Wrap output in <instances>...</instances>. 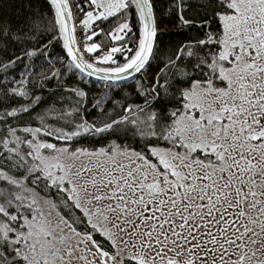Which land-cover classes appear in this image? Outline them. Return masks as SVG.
Returning <instances> with one entry per match:
<instances>
[{
    "label": "snow or ice",
    "instance_id": "obj_1",
    "mask_svg": "<svg viewBox=\"0 0 264 264\" xmlns=\"http://www.w3.org/2000/svg\"><path fill=\"white\" fill-rule=\"evenodd\" d=\"M48 3L57 34L25 56L62 40L80 77L105 82L163 56L152 0H77L84 39L93 41L83 51L104 53L91 62L76 47L69 0ZM175 3L202 38L161 60L141 104L117 113L97 99L89 111L78 85L47 101L24 87L4 91L27 102L0 104V264H264V0H205L199 19L185 18V0ZM132 17L135 40L106 51L94 42L125 41ZM110 20L117 23L105 31ZM29 39L0 24L5 55ZM22 59L0 58V72ZM89 138L108 142L85 147Z\"/></svg>",
    "mask_w": 264,
    "mask_h": 264
},
{
    "label": "trees",
    "instance_id": "obj_2",
    "mask_svg": "<svg viewBox=\"0 0 264 264\" xmlns=\"http://www.w3.org/2000/svg\"><path fill=\"white\" fill-rule=\"evenodd\" d=\"M168 2V3H166ZM205 1L200 0H185L187 7L184 9V16L186 19H199L203 16V10L198 7V5L203 4ZM153 4L156 5L157 8V21L159 27L163 30L159 32L157 38V44L160 48V51L163 53V56L157 55L156 58L152 59L150 62V66L146 67L144 70L145 76L148 82H144L142 78L138 75L134 76L130 80L123 82L112 84L110 82H105V87L103 88V92L111 93L110 97H106L103 95L101 97V92L98 93L100 88V83L97 81H93L86 77H80L74 67L68 66V59L66 50L62 46V40L53 41L50 47L47 48V54L38 53L36 56L28 57L25 56L29 50L36 48L38 40L43 37L44 42L46 43L48 40H51L54 35H56V31H54L51 27V6L48 3V0H0V24L10 26L12 31L15 32L17 29L23 28L31 37H36V39H29L26 43H20L15 46L9 44L8 50L5 53L2 51L4 45L0 44V58L8 59L15 58L17 56L23 57L21 61H19L14 68H10L8 72H0V89L3 92L0 94V101H5L4 103H9L10 101H16L18 98H9L5 99L3 93L5 90L13 87L10 85L12 81L20 79L22 75L30 74L31 78L27 81L26 91L31 93H36L37 95H41L44 100H48L52 93H57V96L62 91L57 88L58 82L56 80L50 82L44 87H41L40 79H36V74L43 68L53 67L55 63L62 64L63 75L60 77L59 83L62 81H66L69 86H79L87 93V103L89 111H91L90 105L95 102L97 99H101V107H107L109 111L120 112L121 105L129 104V103H138L141 104L143 101V97L140 95V88H146V86L150 85L152 79L155 77L157 71H159L160 67H163L161 60L166 59L168 55H171L180 45H182L185 41L190 40L191 35L195 34L198 36L200 33L195 27L185 26L181 23V21L177 20V14L179 13V8L176 5L174 0H153ZM167 5V6H165ZM166 7V9H165ZM166 12V13H165ZM130 25L133 29L132 33H129L125 38V41L120 42H112L106 36H97L94 38V42L103 43L105 45V49L111 46H119L121 43H126L132 40H135L134 33H137L138 29V21L135 17H132L129 21ZM96 23H101L97 21ZM117 21L110 20L108 22H103L102 27L105 31L115 27ZM181 25H179V24ZM39 25L38 28L33 27L34 25ZM165 27V28H164ZM213 30L216 28L215 23L212 25ZM138 34V33H137ZM93 42V41H89ZM129 46H134L129 44ZM117 62L123 63V58L120 54H116ZM138 86V88H136ZM139 90V92H138ZM98 95V96H97ZM26 99V98H25ZM108 101H112V103H108ZM26 100L20 101V103H26ZM14 107H19L20 104L15 103ZM49 105H51V101H49ZM158 106L161 107H171L172 105L165 103L160 105L158 102ZM42 108H38L37 111H42ZM94 115L99 116V110L93 112L91 116L88 118L91 119ZM24 119L27 120L28 117L25 114ZM108 141H100L97 143L95 140L89 138L85 139L82 143L85 147H97L101 146L103 143H107ZM99 239V237H97Z\"/></svg>",
    "mask_w": 264,
    "mask_h": 264
},
{
    "label": "rangeland",
    "instance_id": "obj_3",
    "mask_svg": "<svg viewBox=\"0 0 264 264\" xmlns=\"http://www.w3.org/2000/svg\"><path fill=\"white\" fill-rule=\"evenodd\" d=\"M162 1V0H161ZM167 1H169V0H167ZM175 1V0H174ZM200 1H205V0H200ZM69 2H70V4H71V6H72V3H71V0H69ZM166 3H168V2H166ZM165 6H167V5H165ZM165 9H166V7H165ZM167 10V9H166ZM72 12H73V10H72ZM166 13V12H165ZM177 20L178 21H180V19H179V13L177 14ZM179 24V23H178ZM180 25V24H179ZM181 26V25H180ZM165 28V27H164ZM196 38H202V34H199L198 36H196L195 34H193V36L191 35V38H190V40H193V39H196ZM190 40H187V41H190ZM187 41H185V42H187ZM184 42V43H185ZM183 43V44H184ZM67 54V53H66ZM85 58V61H89V62H91L92 61V59L93 58H90L89 56L87 57V56H85L84 57ZM67 59H68V66L70 65L71 67H73L72 65H71V61H70V59L67 57ZM98 67H102V68H109V67H115L116 65L115 64H107V65H105V64H100V65H97ZM62 64H56L55 63V65L53 66V67H49V69L48 68H45L44 70H43V68L36 74V79H40V86L41 87H45L49 82H50V80H44L43 79V77L45 76V75H50L52 72H60L61 73V71H62ZM144 73V72H143ZM29 78H31V76H30V74H28L27 75ZM138 76H140L141 78H142V80H144V82H148V80H147V78H146V76H145V73L143 74V75H138ZM60 77L61 76H57V77H55V78H53V79H51L52 81L54 80H56V82H58V84L59 85H61V88H59L60 90H62L63 91V89H64V87H69V85H67V84H70V83H67L66 81H62V83H59V82H61V81H59V79H60ZM21 79V78H20ZM20 79H17V80H15V81H18V80H20ZM123 83V82H122ZM57 84V85H58ZM10 85H12L13 87H24L25 88V90H26V86H27V84H24V85H17V84H14L13 83V81H12V83L10 84ZM105 83L103 84V85H101L100 84V88H101V90L98 92V93H100L102 90H103V88L105 87ZM149 86V85H148ZM148 86H146V88H145V90H149L148 89ZM136 88H138V86L136 87ZM140 89H141V87H139ZM138 88V89H139ZM3 92V90L2 89H0V94ZM138 92H139V90H138ZM98 96V95H97ZM104 96H105V98L107 97H110L111 96V93H109V92H104ZM18 98V100L19 101H23V100H26L24 97H17ZM5 101H3V100H1L0 101V104H3V105H8L9 103H11L12 104V106L14 105L15 106V104H14V102L15 101H10L8 104L7 103H4ZM142 102V101H141ZM94 103V102H93ZM129 104H132V103H129ZM135 104H138L137 102L136 103H133V105H135ZM13 106V107H14ZM92 106V104L90 105V107ZM97 115H94L93 117H91V119H96L97 117H96ZM97 147H100V146H97Z\"/></svg>",
    "mask_w": 264,
    "mask_h": 264
},
{
    "label": "built area",
    "instance_id": "obj_4",
    "mask_svg": "<svg viewBox=\"0 0 264 264\" xmlns=\"http://www.w3.org/2000/svg\"><path fill=\"white\" fill-rule=\"evenodd\" d=\"M80 2L84 3V0H80ZM71 3H72V10H73V17H74V19L71 21V25L75 24V26H76V28H75V36H76V40H77L76 47L80 50V53L83 55V58L85 56H87V57L89 56L90 58H93L94 56L103 55L104 54L103 51H98L97 53H94V54L85 53L83 51L85 43H91V42L86 41L84 39L85 29L80 25V21L82 19H84V17H83V14L80 13L79 11H77V9L75 7L77 0H71ZM87 10H89V9L87 7H85V11H87ZM105 51H106V49H105Z\"/></svg>",
    "mask_w": 264,
    "mask_h": 264
},
{
    "label": "water",
    "instance_id": "obj_5",
    "mask_svg": "<svg viewBox=\"0 0 264 264\" xmlns=\"http://www.w3.org/2000/svg\"><path fill=\"white\" fill-rule=\"evenodd\" d=\"M69 25L71 26V21H69ZM162 31V28H158V33L159 32H161ZM70 59V58H69ZM85 60V59H84ZM71 61V60H70ZM144 72V71H143ZM143 72H141V73H137V74H134V75H132V76H129L127 79H124V80H120V81H109L110 83H112V84H117V83H122V82H126V81H128V80H130L131 78H133L134 76H136V75H143ZM86 77V76H85ZM86 78H88V79H91V80H93V81H97V82H99L101 85H103L104 83H105V81H98L97 80V78H96V76H93V77H91V78H89V77H86Z\"/></svg>",
    "mask_w": 264,
    "mask_h": 264
},
{
    "label": "bare ground",
    "instance_id": "obj_6",
    "mask_svg": "<svg viewBox=\"0 0 264 264\" xmlns=\"http://www.w3.org/2000/svg\"><path fill=\"white\" fill-rule=\"evenodd\" d=\"M152 2H153V0H152ZM156 17H157V15H156ZM163 30V29H162ZM144 74V73H143Z\"/></svg>",
    "mask_w": 264,
    "mask_h": 264
}]
</instances>
